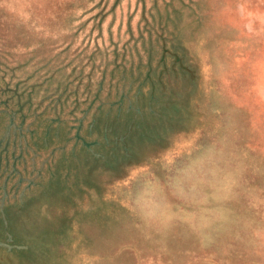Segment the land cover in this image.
Wrapping results in <instances>:
<instances>
[{
    "label": "rangeland",
    "instance_id": "rangeland-1",
    "mask_svg": "<svg viewBox=\"0 0 264 264\" xmlns=\"http://www.w3.org/2000/svg\"><path fill=\"white\" fill-rule=\"evenodd\" d=\"M0 264H264V0H0Z\"/></svg>",
    "mask_w": 264,
    "mask_h": 264
}]
</instances>
